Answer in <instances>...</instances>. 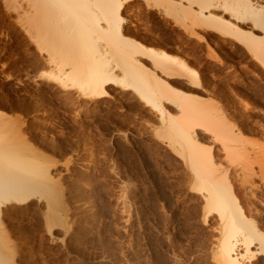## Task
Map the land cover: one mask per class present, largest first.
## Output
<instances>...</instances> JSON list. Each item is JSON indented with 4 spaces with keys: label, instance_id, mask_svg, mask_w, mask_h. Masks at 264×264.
<instances>
[{
    "label": "bare ground",
    "instance_id": "bare-ground-1",
    "mask_svg": "<svg viewBox=\"0 0 264 264\" xmlns=\"http://www.w3.org/2000/svg\"><path fill=\"white\" fill-rule=\"evenodd\" d=\"M3 1L8 9L17 13L20 26L29 33L36 44V49L42 57L38 71L39 78L53 83L68 94L75 92L77 98L93 101L99 107L106 101H104L105 98H115L117 96L115 94L124 96L131 94L157 113L158 122L157 124L154 122L155 126L152 125V132L156 135L162 132L164 144L182 161L184 180L180 181H183L182 184H188L192 192L199 194L200 200L197 203L201 207L203 223L217 234L215 237L212 236L215 239L209 248L213 263L264 264V214L262 213L264 209L262 210L258 204L259 201L263 203L264 195L259 196L257 190L260 184L257 185L254 181L256 175L264 176V168L260 163L258 171L255 170L252 165V160L255 159L249 156L251 152L248 154L245 151L247 146L240 148L246 140L243 135H240L241 133H238L240 131H235V127L228 124L230 121L223 112L214 109L216 106L212 101L202 100L201 96L199 98L194 92L195 89L203 88L204 79H200L197 72L199 68H194V61L185 57L186 54L183 52L185 37L205 42L207 46H209V40L216 39L224 42L223 44L227 42L234 45V49L237 46L236 48H239L242 54L249 57L252 63L254 62V66L258 65L264 71V0ZM143 18L151 23L148 33L142 31L143 24L139 23ZM165 21L179 30L178 37L171 34L165 27L167 24H163ZM147 34L155 37L156 43L155 40L150 41L153 39L143 36L148 37ZM19 123L7 118L6 114L0 111V264H15L11 260L12 257L9 259L3 252V248L8 247L9 244V238L5 237L7 235H5L3 221H6V218H12L20 211L21 213L31 211L37 204L38 209L43 208L39 207L42 201H45L46 209H43L47 212L46 215L44 211L40 214L43 213L45 217L49 214V221H52L55 226H62L63 238L62 246H60L66 259L71 262L79 258L86 262L90 261L82 255L85 252L87 238L82 233L87 232L74 231L80 225L79 222L72 230L70 223L75 225L76 221L65 222L68 218L64 220L65 216L59 213V210L57 211L60 206L66 205L63 189L61 190V184L66 181L60 183V180L56 179L60 178L63 171H58L61 175L57 177L52 173L51 168L58 162L53 163L52 159L45 156L46 152L45 155L41 154L32 147L23 133L22 124ZM117 129H113L114 133ZM120 131L121 129L117 132ZM203 134L211 136L213 145L214 142L219 143L224 153L223 157L213 153V145L211 143L210 147L207 145L209 142L205 141L206 137ZM48 144L51 147L54 145L52 142ZM53 147L55 148V145ZM235 148L239 150L236 151ZM68 159L66 164L70 161ZM255 163L258 162L255 161ZM63 176L60 179H63ZM157 179H152V184L145 187L142 192L143 199L146 198L148 201V198L157 197L161 201V199L169 200L168 198L173 196L172 186L174 185L162 178ZM70 184L75 187L77 182L71 181ZM80 185L75 187L72 196L77 193L79 195L77 202H81L77 204L78 206L74 204L76 206L73 207L86 213L90 209L93 210L90 208L91 204L86 203L92 199L91 192L94 191L91 189V198H87L88 200L84 202L87 195L85 196L86 191ZM240 189H243V193ZM70 192L72 193L71 189ZM98 203H95L97 208ZM171 203L174 204V202ZM175 205L170 204V209L165 208L172 211ZM161 206H164V202ZM195 209L198 210V208ZM36 210H34L35 213ZM33 212H30L31 215L36 216L37 214ZM172 212L175 219L173 217L170 224H168L169 220L163 223L165 230L171 229L167 237L171 249L165 250L162 239V242L156 240V238L159 239L157 237L159 235L153 233L157 235H154L155 238L149 230L148 222L151 218L147 219V215L144 216L141 210V216L138 215L136 218L139 223L136 222L135 225L134 222V225L138 227L134 226L138 230L135 232V240L132 238L130 243L132 247H128L126 260L123 258L127 264H181L180 257H177L178 254L175 255L176 251H174L178 243L169 235H176L175 233L180 231L181 223L176 224L177 213ZM66 216L68 217V214ZM79 219L77 221L82 220ZM47 223L46 225L50 228ZM84 223L81 224L84 225ZM103 230L100 231L103 232ZM92 232L90 233L93 234ZM101 234L103 233L92 235L93 240H98L92 243L98 245V248L100 245L101 250L104 249V256L101 255L103 259L97 256L100 259L98 264H117L116 257L108 246L109 241L106 240L108 237ZM26 235L30 237L29 234ZM87 240L90 239L87 238ZM94 244L90 245L91 249L94 248ZM167 252H172L170 255L174 256L171 257ZM96 254L94 253L95 258ZM89 256L91 259V255ZM191 257L194 256L191 255Z\"/></svg>",
    "mask_w": 264,
    "mask_h": 264
},
{
    "label": "rangeland",
    "instance_id": "rangeland-1",
    "mask_svg": "<svg viewBox=\"0 0 264 264\" xmlns=\"http://www.w3.org/2000/svg\"><path fill=\"white\" fill-rule=\"evenodd\" d=\"M4 4V1L0 0V111H3L7 118L22 124L23 133L29 140L27 142L32 144V147L36 148L41 154L46 152L47 155H44L52 159L53 163L58 162L55 167L51 168L52 173L57 177V175H61L58 174V171H63L60 178L65 174L66 177L63 176L64 181L59 177L56 179L60 180V183L65 181H69V183L61 184V190L63 189L64 198L66 199V201L64 199V204L66 203V205L60 206L62 208L59 207L57 211L59 210L58 212L65 216L63 217L64 220L68 218L65 222L73 220L72 223H74V220L76 221L75 225L73 224L74 226L69 221L72 230L79 222L83 226L82 229L79 230L78 228L81 226L78 225L79 227L77 226L74 231L83 230V232H87L82 234L90 239L87 240L83 236V238H86L85 242H89L87 243L89 246L85 243V255L84 253L82 255L90 261L86 262L79 258L75 259L77 261L75 263L66 259L61 251L62 226H55L52 221H49V214V217L48 215L47 217L44 216L47 212L44 211L46 209L44 208L45 201L39 203V207L44 209H38L37 204L35 208L38 210L33 208L31 211H25L26 213L20 211L12 218H4L6 221H3V228L5 229V235H7L5 237L9 238L8 247L3 246L5 255L9 259L12 257L11 260L15 264H70V262L71 264H98L99 258L103 259L101 255H103L104 249L101 250L100 245L98 248V245L94 244L98 240H93L92 235L101 232L108 237L106 240L109 241V244L108 241L107 244L116 257L117 264H125L124 259L127 257L128 249L132 247L130 243L132 238L135 240V232L138 231L136 229L138 227L135 225L138 222L136 218L138 215L141 216V210L144 216L147 215V219L151 218L150 222L154 224L148 222L149 230L152 231L153 236L155 235L153 233L159 235H155L159 239L154 237L158 240L157 242L159 240L160 242L163 241L162 246L165 250H168L166 248L171 249L170 243L167 241L168 231L171 229L165 230L163 225L168 220V224H170L174 217L172 211H174L177 213L178 218L176 224L181 223L182 228L180 227L179 230L182 229V231H179L180 233L177 231L176 235H169L172 240L175 239V242L178 243L174 251L177 252H175V255L178 254L177 257H180V263L214 264L209 248H211V242L217 234L207 224L203 223L201 207L197 203L200 200L199 194L192 192L188 184H182L183 181H180L184 180V177H182L184 176L182 174L184 172L182 161L172 154L164 144L165 140L162 132H158L159 135L152 132V127L158 122L157 113L146 107L144 102L132 97L131 94L130 96L126 94V97L122 94H115V96L117 95L115 98H105L104 101H106L99 107L93 101L77 98L75 92L68 94L53 83L39 78L38 71L42 57L36 49V44L29 33L20 26L21 23L17 19V13L8 9ZM139 23L143 24L141 26L143 32H147L151 28V23L146 18L141 19ZM163 24H166L165 27L171 34L176 37L179 36V30L171 23L165 21ZM143 36L147 39H153L150 41L155 40L156 43L155 37L153 38L148 34V37ZM183 41L185 42L183 48V52L186 54L185 57L187 56L195 62L193 64L196 66L192 64L193 67L199 68L196 69L199 72L200 79H204L201 91L195 89L194 92L198 94L199 98L201 96L202 100L212 101L216 106L214 109L223 112L227 120L230 121L228 124L233 128L235 127V131H240L238 133H241V136L243 135L244 140L246 139L244 145L242 144L240 148L247 146L245 151L248 154L251 152L249 156L255 159L252 160L255 170L258 171L260 163L264 168V71L258 65H256V68L254 62L252 63L249 57L247 58L242 54L240 49L236 48L237 46L234 49V45L232 46L227 42L225 43L227 45H225L222 41L212 39L209 40V46H207L208 44L206 45L205 42H198L191 38L185 37ZM187 41L188 45H186ZM113 129H117V131L121 129V131L114 133ZM204 137H206L205 141L209 142L207 143L208 146L210 143L212 144L213 140L210 135L205 134ZM49 142H52L55 148L54 145L49 146ZM213 147V153L223 157L224 153L219 143L214 142ZM67 159L70 160L67 163L68 165L66 164ZM255 161L258 163H255ZM85 176L89 177V180ZM263 177L261 174L254 177L255 184H260V188L257 190L259 196L264 195ZM155 178H162V180L170 181L174 185L172 186L173 196L168 198L170 201L161 199L164 202L163 207L161 206L163 202L161 203L157 197L148 198V201L146 198H142L143 190L146 186H150L152 179ZM71 181L72 183L77 182L78 185L76 184V186L81 184V188L86 191L85 196H87L84 202L91 198L92 194L91 201L89 200L90 202L86 203H90V208L93 209L88 210L89 213H82L80 209L73 207L81 201L77 202L79 198L77 193L72 196L76 186H72ZM70 189L72 191V193L70 192L71 198L69 197ZM91 189L94 192L98 190L94 196V192L90 194ZM168 191L171 192V189L168 188ZM240 191L243 193V189H240ZM171 202H174V204ZM95 203H98V208ZM263 203L262 201L258 202L262 210L264 209ZM170 204L172 206L176 204L173 207L175 210H169ZM194 206L198 210L193 208ZM165 207H169V209ZM138 209L139 211H137ZM32 210H36V213ZM41 211H44V215H42L43 213L40 214ZM30 212L37 215H31ZM73 212L74 214H72ZM262 213L264 214V211ZM66 214H68V217ZM76 214L80 215L76 216ZM82 214H85V216ZM90 214L93 215L90 216ZM97 216L99 219L96 218ZM45 218L49 219V222ZM77 219L83 221H77ZM93 221L95 222L93 223ZM51 222L54 228L50 225ZM46 223L53 229H51L52 232H48L50 228ZM81 223H84V225ZM154 226L157 227V230ZM101 229L105 230L102 232ZM88 231H93V234ZM30 233H33V236ZM26 234H29L30 237ZM213 235L214 237H212ZM91 244H94V248L97 247L98 249H91ZM94 253L102 254H96V258L99 257L96 259ZM167 253L170 255L172 252ZM89 255H91V259ZM191 255L194 257H191ZM26 257L29 259H23Z\"/></svg>",
    "mask_w": 264,
    "mask_h": 264
}]
</instances>
